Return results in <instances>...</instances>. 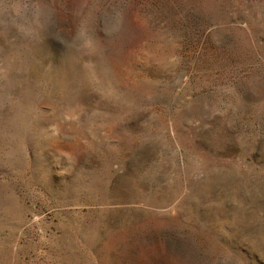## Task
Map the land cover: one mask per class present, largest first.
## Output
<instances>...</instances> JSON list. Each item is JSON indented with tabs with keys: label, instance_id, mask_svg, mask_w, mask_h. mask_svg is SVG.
<instances>
[{
	"label": "rangeland",
	"instance_id": "rangeland-1",
	"mask_svg": "<svg viewBox=\"0 0 264 264\" xmlns=\"http://www.w3.org/2000/svg\"><path fill=\"white\" fill-rule=\"evenodd\" d=\"M0 264H264V0H0Z\"/></svg>",
	"mask_w": 264,
	"mask_h": 264
}]
</instances>
